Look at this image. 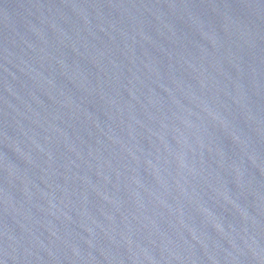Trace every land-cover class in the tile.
I'll return each mask as SVG.
<instances>
[{"label":"water","instance_id":"obj_1","mask_svg":"<svg viewBox=\"0 0 264 264\" xmlns=\"http://www.w3.org/2000/svg\"><path fill=\"white\" fill-rule=\"evenodd\" d=\"M0 264H264V0H0Z\"/></svg>","mask_w":264,"mask_h":264}]
</instances>
